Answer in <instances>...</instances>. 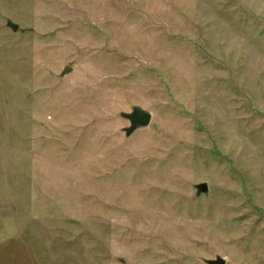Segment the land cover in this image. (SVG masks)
<instances>
[{
  "label": "rangeland",
  "instance_id": "1",
  "mask_svg": "<svg viewBox=\"0 0 264 264\" xmlns=\"http://www.w3.org/2000/svg\"><path fill=\"white\" fill-rule=\"evenodd\" d=\"M217 256L264 264V0H0V264Z\"/></svg>",
  "mask_w": 264,
  "mask_h": 264
},
{
  "label": "water",
  "instance_id": "2",
  "mask_svg": "<svg viewBox=\"0 0 264 264\" xmlns=\"http://www.w3.org/2000/svg\"><path fill=\"white\" fill-rule=\"evenodd\" d=\"M8 25L14 31L18 30V25L15 24L14 22L9 21ZM71 70H72V67L67 66L62 72V75L69 73ZM122 116L127 118L130 121V126L125 128V132L127 135L132 134L137 129L148 126L152 120V114L149 111L139 106L134 107L131 112L122 113ZM196 187H197L198 193H208L209 191V187L207 183H200L196 185ZM205 262L207 264H226V259L221 256H217L215 259H205Z\"/></svg>",
  "mask_w": 264,
  "mask_h": 264
}]
</instances>
